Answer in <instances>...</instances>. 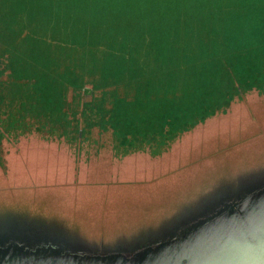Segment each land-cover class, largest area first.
Instances as JSON below:
<instances>
[{
  "label": "trees",
  "instance_id": "1",
  "mask_svg": "<svg viewBox=\"0 0 264 264\" xmlns=\"http://www.w3.org/2000/svg\"><path fill=\"white\" fill-rule=\"evenodd\" d=\"M251 89L264 0H0V145L96 126L156 155Z\"/></svg>",
  "mask_w": 264,
  "mask_h": 264
},
{
  "label": "rangeland",
  "instance_id": "2",
  "mask_svg": "<svg viewBox=\"0 0 264 264\" xmlns=\"http://www.w3.org/2000/svg\"><path fill=\"white\" fill-rule=\"evenodd\" d=\"M240 96L163 152L120 156L128 163L114 161L109 130L92 126L78 137L69 134L71 153L110 163L100 167L103 174L138 180L113 183L116 192L93 187L98 210L115 217L106 231L96 230L92 209L75 213L60 203L58 216L46 191L44 203L36 199L42 196L32 185L36 179L59 177V160L48 151L55 138L29 133L2 140L0 264H264V93Z\"/></svg>",
  "mask_w": 264,
  "mask_h": 264
},
{
  "label": "crops",
  "instance_id": "3",
  "mask_svg": "<svg viewBox=\"0 0 264 264\" xmlns=\"http://www.w3.org/2000/svg\"><path fill=\"white\" fill-rule=\"evenodd\" d=\"M48 147H49L48 151H51L52 154H54L59 160L57 162L58 164L57 168H60L59 177L54 179L53 177L49 178L50 176L46 175V178L40 177L36 179V183L34 182L32 185L38 187L39 190L42 191L41 193L42 196H38L36 199L41 200L44 203V193L46 191L45 193L46 201L48 202L49 205L51 204L54 207V209H56L58 216L62 215L59 212L58 205H60V203L63 204L65 208L74 210L75 213L77 212L82 213L85 209L87 210L92 209V211H90V214L88 216H91L93 213L96 214V220H97L96 230L98 229V230L106 231L108 230L107 227H111L110 229H112L114 226V222L113 221L111 222V220H114L115 217H113L112 214H107V212H112L111 210L109 211L98 210V207L96 206L97 198H92L93 195L91 194L93 193V187L96 185V191L98 192L111 191V190L115 191V188L113 187V183L121 184L129 181L135 183L138 180H133L131 178L129 179L117 178L115 176H110L108 171H105L106 174H103V172L100 171V167H104L106 169L105 166L106 162H103L102 164L100 161H96V160H100L99 158H96V155L90 159L85 160L86 156H80V157L76 156L74 153H71L72 148L64 144L62 145L53 144V145H48ZM35 150L41 152L39 149H35ZM35 150L32 151V153L36 154L37 151ZM95 152L96 151H94V153ZM96 154H98V152H96ZM23 156H26V154ZM127 156L122 159L117 158L119 160L116 159L114 161L116 162L121 161L122 163H128ZM22 158L23 157H20V161H22ZM81 162L84 163L83 166L81 165ZM54 163L55 160H52L51 164L53 165ZM106 164L108 167L111 166V164L108 162ZM5 167L6 165H4V169ZM82 174H84L83 180L80 179V176ZM31 177L32 174H30V180ZM55 186H57L56 189ZM153 192L155 196H160V191H153ZM107 206L108 208L112 209L113 204ZM44 212H46V210ZM52 215L55 217L54 212H52ZM66 216L67 214H65V217ZM46 217H48V215H46ZM79 235H88V234H79ZM110 236L113 237V234H111ZM79 239L82 241V244L93 241L92 238H78V240ZM7 241L10 242L11 240H7Z\"/></svg>",
  "mask_w": 264,
  "mask_h": 264
},
{
  "label": "bare ground",
  "instance_id": "4",
  "mask_svg": "<svg viewBox=\"0 0 264 264\" xmlns=\"http://www.w3.org/2000/svg\"><path fill=\"white\" fill-rule=\"evenodd\" d=\"M234 245V244H233ZM224 247V246H223ZM237 248V247H236ZM243 250V249H242ZM238 251V250H237ZM241 251V250H240ZM235 252V251H234ZM225 253V252H224ZM230 253V252H229ZM238 253V252H237ZM253 254V253H252ZM231 256V255H230ZM246 256H247V254H246ZM229 257V256H228ZM233 257V256H232ZM227 258V257H226ZM233 259H234V257H233ZM243 259V258H242ZM238 260V259H237ZM233 261V260H232ZM236 261V260H235ZM252 261V260H251ZM255 261V260H254ZM230 264V263H229Z\"/></svg>",
  "mask_w": 264,
  "mask_h": 264
},
{
  "label": "water",
  "instance_id": "5",
  "mask_svg": "<svg viewBox=\"0 0 264 264\" xmlns=\"http://www.w3.org/2000/svg\"><path fill=\"white\" fill-rule=\"evenodd\" d=\"M263 216H264V214H263ZM233 234H234V233H233ZM235 236H238V235H236V234H235ZM240 239H241V240H243V239H244V237H240Z\"/></svg>",
  "mask_w": 264,
  "mask_h": 264
}]
</instances>
